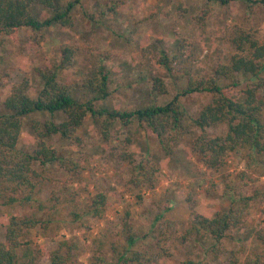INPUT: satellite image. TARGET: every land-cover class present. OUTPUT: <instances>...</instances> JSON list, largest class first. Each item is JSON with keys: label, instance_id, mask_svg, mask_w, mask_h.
Here are the masks:
<instances>
[{"label": "rangeland", "instance_id": "rangeland-1", "mask_svg": "<svg viewBox=\"0 0 264 264\" xmlns=\"http://www.w3.org/2000/svg\"><path fill=\"white\" fill-rule=\"evenodd\" d=\"M74 0H62L63 4ZM251 3L249 9L242 1L229 6L207 0H79L72 11L74 25L70 27L52 26L43 34L29 28L21 30L23 48L9 43L0 49L3 69L11 74L6 78L3 95L9 90V82L24 76L31 80L29 95L36 98L41 82L36 67L53 69L61 58V45L70 44L76 48L73 62L59 70V79L71 84L75 95L84 101H91L96 110L126 111L141 108L149 103L165 104L185 87V78L175 79L177 66L172 73L159 64L158 60L169 52L172 56L177 49L185 47L183 58L194 76H211L218 63H228L233 53L226 32L234 25H244L255 30L264 42V5ZM208 7L210 12L205 22L198 17ZM44 10L43 15H50ZM108 70L111 85L109 94L103 97L99 91L91 92L85 86L86 80L94 73ZM174 74V75H173ZM163 76L168 86L166 94L152 92V77ZM250 80L245 81L249 83ZM186 108L185 122L191 130L177 146L174 155L166 156L158 149L159 141L149 137L139 127L136 120L128 125L117 121L109 126L108 139L101 133L100 123L106 117L92 116L91 113L77 131L80 141L54 135L49 143L61 155L72 156L79 162L88 158L91 166L80 174L69 173L60 167L52 168L48 174L53 179L46 182L39 198L48 203L52 195L61 196L71 205V196L83 206L90 195L97 190L104 191L108 198V208L101 219L85 217L84 225L64 226L57 238L70 239L78 245L81 261L89 262L94 239L103 233L118 232V224L126 208L131 210V219L142 238L139 245L152 249L160 230H167L172 236H180L193 218L194 212L209 215L215 210L228 207L233 192L246 194L259 192L250 207L244 228L225 239L231 249L253 248L258 251L264 245L256 237V231L264 229V167L250 174L257 179L244 185L238 173L246 169V152L241 149L232 152L228 163L220 171L203 167L191 152V142L201 130L193 125L204 105L212 100L207 92H196L181 96ZM62 115L34 113L25 118L19 147L32 150L36 137L30 129L32 119L61 121ZM227 131L226 125L208 128L210 135H221ZM134 150L155 161L161 167L157 188L127 191L130 165L117 158L125 150ZM143 201L136 204L137 195ZM66 197V198H65ZM191 199V200H189ZM48 211V210H47ZM47 211L39 213L46 216ZM28 209L18 204L0 205V240L5 238L6 223L11 215H24ZM65 209L59 217L66 218ZM38 242L43 238L36 237ZM211 240L206 242L191 240L184 245L172 247L170 258L162 257L156 264H178L192 258L207 264H227L229 253L216 258L210 251ZM152 247V248H151ZM245 257V254L242 256Z\"/></svg>", "mask_w": 264, "mask_h": 264}, {"label": "trees", "instance_id": "trees-1", "mask_svg": "<svg viewBox=\"0 0 264 264\" xmlns=\"http://www.w3.org/2000/svg\"><path fill=\"white\" fill-rule=\"evenodd\" d=\"M78 1L63 4L62 0H0V49L9 43L23 48L20 32L24 28L43 34L52 26H73L72 11ZM213 1L223 6L242 1L249 9L250 2L264 5V0H207L208 3ZM44 10H49L50 15L44 16ZM209 12L206 7L198 21L204 23ZM226 35L233 53L228 63L215 66L211 76L193 75L183 58V45L172 56L164 52L159 64L168 73H172L176 65L178 70L173 77L176 80L185 78L187 83L165 104L149 103L135 110H96L91 105L92 100H81L71 84L59 79V70L73 62L76 48L70 44L61 45L62 58L58 66L35 68L41 82L36 98L29 95L31 80L27 76L9 82V90L3 95L6 78L11 74L0 62V205L18 204L28 209L24 215L9 217L5 238L0 240V264H156L159 258L172 256L174 245H184L191 240H211L209 251L216 258L229 253L227 264H264V249L253 248L247 253L245 247L231 249L225 244V239L233 235L234 230L242 233L250 207L259 196L258 191L251 194L233 192L229 206L215 210L212 215L194 212L180 236L170 234L172 223L166 220L167 230H160L152 249L139 245L142 238L132 222L131 210L126 208L117 233L107 232L95 237L89 262L80 260L75 241L62 240L57 235L64 226L84 225L85 217L103 218L108 208L107 194L97 190L83 206L75 202L74 196L70 198L71 205L55 194L48 203L39 198L46 182L53 180L48 174L49 165L72 174H80L91 166L88 158L79 162L70 155H61L49 143L54 135L79 142L77 131L90 113L106 117L100 123L106 140L112 123L121 121L126 126L136 120L147 136L159 141V151L172 156L191 130L185 122L186 108L180 97L196 92L210 93L212 100L193 119V125L201 132L191 142L192 154L206 169L220 171L232 152L243 149L246 169L238 176L244 185L255 182L257 179L250 171L256 172L259 167H264V42L255 30L244 25L230 27ZM246 79L250 82L245 84ZM151 81L153 93L168 92L163 76L152 77ZM110 85L109 73L105 69L94 72L84 83L89 91H99L103 97L109 94ZM34 113L62 115L63 118L61 121L32 119L29 125L36 144L32 150H26L19 147V140L25 118ZM221 125L227 126L224 134L210 135L207 132L208 128ZM117 158L130 165L127 191L143 188L154 191L157 188L162 170L155 161L132 149L120 152ZM142 201L143 195L139 193L135 203ZM65 209L69 210L66 218L59 217ZM42 211H47L43 218L39 217ZM33 231L43 241L38 242ZM256 237L264 245V229L257 230ZM178 264L207 263L187 258Z\"/></svg>", "mask_w": 264, "mask_h": 264}]
</instances>
